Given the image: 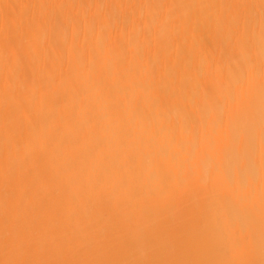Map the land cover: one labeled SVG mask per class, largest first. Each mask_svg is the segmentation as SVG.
<instances>
[{
	"label": "bare ground",
	"instance_id": "obj_1",
	"mask_svg": "<svg viewBox=\"0 0 264 264\" xmlns=\"http://www.w3.org/2000/svg\"><path fill=\"white\" fill-rule=\"evenodd\" d=\"M0 264H264V0H0Z\"/></svg>",
	"mask_w": 264,
	"mask_h": 264
}]
</instances>
